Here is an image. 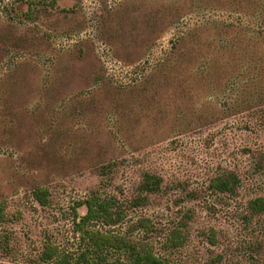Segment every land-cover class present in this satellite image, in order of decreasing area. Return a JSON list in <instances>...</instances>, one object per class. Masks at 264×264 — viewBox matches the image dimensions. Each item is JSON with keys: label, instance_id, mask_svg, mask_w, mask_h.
<instances>
[{"label": "rangeland", "instance_id": "obj_1", "mask_svg": "<svg viewBox=\"0 0 264 264\" xmlns=\"http://www.w3.org/2000/svg\"><path fill=\"white\" fill-rule=\"evenodd\" d=\"M93 193L172 264H264V0H0V264L80 253Z\"/></svg>", "mask_w": 264, "mask_h": 264}, {"label": "trees", "instance_id": "obj_2", "mask_svg": "<svg viewBox=\"0 0 264 264\" xmlns=\"http://www.w3.org/2000/svg\"><path fill=\"white\" fill-rule=\"evenodd\" d=\"M101 170V176L106 172ZM240 179L234 173L216 176L210 183V188L221 194H232L238 188ZM163 178L152 173H145L140 182L141 193L146 196H157L163 189ZM48 190L39 187L32 191V195L41 206L47 205ZM112 199H101L93 193L87 200L78 202L76 208L85 206L86 213L78 215L77 230L81 233V240L86 247L80 253H61L58 247L46 246L42 254L44 263L47 264H172L169 260L156 254L154 247L148 244H138L126 237L115 235L109 231L91 230L94 223H102L111 227L119 224L125 217L123 209L116 206ZM140 205L139 201L135 202ZM248 211L252 215H264V197H259L248 202ZM76 210V209H75ZM5 219V209L0 204V223ZM185 242L182 227L171 230L164 246L169 249H179ZM111 257V259H110Z\"/></svg>", "mask_w": 264, "mask_h": 264}]
</instances>
